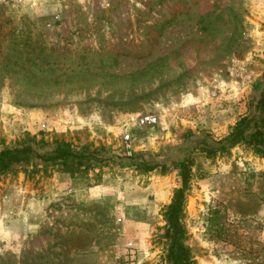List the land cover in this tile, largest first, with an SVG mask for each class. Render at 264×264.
I'll return each mask as SVG.
<instances>
[{
    "label": "rangeland",
    "instance_id": "1",
    "mask_svg": "<svg viewBox=\"0 0 264 264\" xmlns=\"http://www.w3.org/2000/svg\"><path fill=\"white\" fill-rule=\"evenodd\" d=\"M262 91L264 0H0V149L76 155L0 173V264H167L184 160L194 263L264 264V157L201 148Z\"/></svg>",
    "mask_w": 264,
    "mask_h": 264
},
{
    "label": "trees",
    "instance_id": "2",
    "mask_svg": "<svg viewBox=\"0 0 264 264\" xmlns=\"http://www.w3.org/2000/svg\"><path fill=\"white\" fill-rule=\"evenodd\" d=\"M243 143L253 148L255 152L264 157V91L261 92L254 103V108L249 113L240 116L231 125L227 134L218 140L203 141L201 148L206 157L220 150ZM43 139H36L35 135L26 134L16 145L0 149V173L19 163H27L31 159L44 162L57 163L64 168L74 165L70 160L75 159V154L66 146L44 147ZM76 164H81L77 157ZM154 164L145 163V171L154 169ZM189 166L186 160L181 162V185L173 190L170 202L165 209L167 226L164 231L168 240L166 247L167 264H195L189 256L188 249L183 243L185 231L182 224L184 215L185 191L189 177Z\"/></svg>",
    "mask_w": 264,
    "mask_h": 264
},
{
    "label": "built area",
    "instance_id": "3",
    "mask_svg": "<svg viewBox=\"0 0 264 264\" xmlns=\"http://www.w3.org/2000/svg\"><path fill=\"white\" fill-rule=\"evenodd\" d=\"M137 120L140 124H153L157 121V118L155 115L152 114H142L138 116ZM128 137V134L124 135L125 139H128Z\"/></svg>",
    "mask_w": 264,
    "mask_h": 264
}]
</instances>
